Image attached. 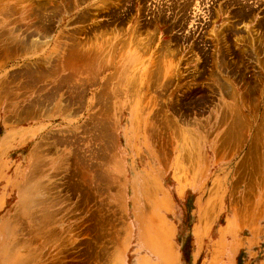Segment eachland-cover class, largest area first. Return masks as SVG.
Listing matches in <instances>:
<instances>
[{"label":"rangeland","instance_id":"obj_1","mask_svg":"<svg viewBox=\"0 0 264 264\" xmlns=\"http://www.w3.org/2000/svg\"><path fill=\"white\" fill-rule=\"evenodd\" d=\"M0 264H264V0H0Z\"/></svg>","mask_w":264,"mask_h":264}]
</instances>
